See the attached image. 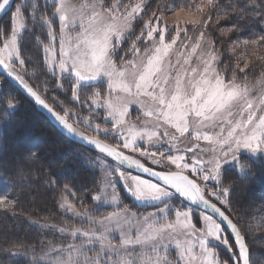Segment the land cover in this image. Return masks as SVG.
<instances>
[{"label": "snow or ice", "instance_id": "obj_1", "mask_svg": "<svg viewBox=\"0 0 264 264\" xmlns=\"http://www.w3.org/2000/svg\"><path fill=\"white\" fill-rule=\"evenodd\" d=\"M192 2L189 0V7ZM201 3L203 6L195 4V8L203 19H193L190 23L207 29L213 17L205 9H216L218 0H201ZM11 4L12 0H0V13L6 12ZM13 7L10 32H0L3 75L17 82L67 133L85 140L112 159L113 163L105 170L103 188L93 200L98 205L117 208L97 216L87 209H78L62 196L60 207L86 222V226L40 225L56 228L71 242L50 241L38 252L35 248L29 252L26 246L17 244L13 249H24L21 254L30 257L31 264H256L250 258L241 229L228 214L231 188L222 183V168L230 164L239 169L243 178L252 179L251 163H242L239 153L246 150L253 155H264V71L254 82L249 81L245 69H249L251 61L247 55L239 57L230 71L226 66L219 69L215 41H206L205 31L199 32L190 51L178 49L174 53L181 32L187 34V29L177 26L175 35L166 40L168 28L163 23L162 11L152 12L147 21H142L139 35H134V23L145 11L144 0L127 3L114 0L108 4L104 0H82L79 4L55 0L52 7L59 19L58 33L46 15L47 6L41 5L40 0H22ZM168 10L179 16L185 8L176 4ZM26 12L33 24L47 26L49 42H42V47L47 71L55 78L53 84L61 88L65 83L70 85L73 101H81L82 87L95 88L87 100L81 101V106L88 105L89 116L81 118L63 105L61 114L41 94L47 87H34L25 79L29 73L22 57L21 41L28 32ZM220 18L217 13V22ZM133 36L130 44L133 59H126L127 53L118 55L119 44ZM141 39L149 42L142 54L136 43ZM205 41L206 50L200 52L196 65L192 66V57ZM237 47L245 52L251 48L255 54L258 49H264V34L253 39H237L232 51ZM182 48L188 45L182 44ZM258 59L264 61V56ZM237 73L243 76L238 78ZM14 99L3 94L0 83L5 130L14 123L18 110ZM133 105L140 111L139 124L130 117ZM97 109L103 115H97L95 119L100 122L94 123L91 113ZM70 117L114 143L85 135L69 122ZM186 136L206 142L207 147L195 143L182 149L181 138ZM125 150L150 159L161 170L145 166ZM187 153H192L191 157H186ZM125 165L154 179L121 170ZM117 178L136 201L151 204L155 211L138 216L127 206L119 207ZM64 189L70 191L69 185L65 184ZM174 199L178 200L177 205L173 204ZM185 201L211 209L221 220L206 211H198L196 220L202 227H197L193 222L194 209ZM15 204L8 195H0V207L14 208ZM170 214L174 218L170 219ZM224 222L234 233V244L229 242L222 226ZM114 234H118V240ZM220 245L231 253L227 259L220 258ZM12 254L15 256L17 252Z\"/></svg>", "mask_w": 264, "mask_h": 264}, {"label": "trees", "instance_id": "obj_2", "mask_svg": "<svg viewBox=\"0 0 264 264\" xmlns=\"http://www.w3.org/2000/svg\"><path fill=\"white\" fill-rule=\"evenodd\" d=\"M18 1L15 0L13 5ZM176 4L189 11H196L195 4L203 6L201 0H193L191 7L189 0H146L145 7L147 13H151L152 10L165 13ZM160 5L166 7L160 8ZM262 9L264 0H256L255 3L252 0H218L216 9H205V12L213 17L208 22L206 30L215 41L220 60L219 68L224 69L226 66L230 71L239 57L247 55L251 61L249 65L251 70L245 69V72L248 73V80L252 82L264 71V61L258 59L264 56V49H258L253 54L251 48L245 52L239 47L232 51V47L237 39H253L264 34ZM13 10L12 6L1 19L0 26ZM217 13L221 17L218 22ZM134 26L137 27L136 24ZM243 66L244 60L241 59L240 67ZM237 75L240 78L243 73ZM0 77L3 94L8 99L15 98L13 102L18 104L14 123L5 130L2 126L6 119L2 111L4 101L0 100V195L6 194L10 200L16 201L14 208L0 207V264H31L30 257L21 254L24 249H13V245H24L29 252L33 248L39 251L45 237L37 225L44 222L43 220L60 217L58 207L62 196L71 192L82 197V191L90 189L93 186L92 182L95 181L94 172L69 150L81 149L113 161L63 136L22 92L4 76ZM241 162L251 163L254 178L246 179L237 170H227L231 200L235 205L233 209L228 210V214L233 222L237 223L242 234H245L252 257L255 255L254 244L247 230L252 228L251 223L255 218L259 220L260 213L264 214V157L242 158ZM65 184L69 185L70 191H65ZM237 192L242 194L238 196L235 194ZM259 229L264 232L263 227L259 226ZM263 247L264 244L261 250ZM12 252H17V255L14 256Z\"/></svg>", "mask_w": 264, "mask_h": 264}, {"label": "rangeland", "instance_id": "obj_3", "mask_svg": "<svg viewBox=\"0 0 264 264\" xmlns=\"http://www.w3.org/2000/svg\"><path fill=\"white\" fill-rule=\"evenodd\" d=\"M22 0H19L17 4L21 3ZM55 0H40L41 5H46L47 6V11L46 15H48L52 19V27L54 30L59 32V19L57 16L54 15V8L52 5L54 4ZM82 2V0H72V3L79 4ZM105 4L114 2V0H104ZM122 2L127 3L129 0H122ZM132 2H135V0H132ZM146 0H144V3ZM173 7V6H171ZM168 8V7H167ZM14 10L9 14L7 19H5L0 26V32L4 33H9L10 32V27H11V16L13 14ZM155 12V11H151ZM147 13V9L145 7V11L141 13L140 17L137 18L135 21L134 25L136 24L137 27H133V33L134 35H139L140 30L143 28V23L142 21H147L150 18V14ZM158 13V11H157ZM160 13V12H159ZM158 13V14H159ZM191 13V15H189ZM25 15L28 17V12L25 13ZM193 19H203V16L201 13H198L197 11H189V10H184V12H181L179 16L175 15L172 11L168 10L167 12L163 13V23L164 25L168 28V32L166 33V40L169 39L170 36L175 35V28L178 26L180 28H186L187 29V34H185L183 31L181 32L180 38L177 40V45L174 46L173 52L175 53L176 50H183L185 52L190 51V48L192 44L196 42L199 36L200 31H205L206 33V41L208 39H211V37L208 35L206 29H202L197 26H193L190 21ZM142 23V24H141ZM39 24H33L31 19L29 18L28 20V32L25 34V39L21 41V52H22V57L25 58L26 63H25V68L28 71V75L25 76V79L29 81V83L33 84L34 87L38 88H44L47 87L46 92H42L41 94L45 97L47 102L53 106V108L61 112L63 105L64 107L71 108L73 113H77L80 115V117H87L89 116V111H88V105L84 104L81 106V101L87 100L89 96H91L92 92L95 90L94 87H82L80 95H81V101H73L71 98L70 94V85L67 83L64 84V87L61 88L58 85L53 84V80L55 79L50 72L47 71V64L45 62V54L43 52V47H42V42L43 43H48V37H47V26H40L38 27ZM38 27V28H37ZM37 37H39L37 39ZM134 39L133 37H130L128 39H125L123 42L119 44L120 52L118 55L124 56L125 53H127L126 59H133L132 56V51L130 48V44L132 40ZM212 40V39H211ZM206 41L201 43V48L197 50V54L192 57V66H195L197 63V57L200 54L201 51L206 50ZM137 46L141 48V54L143 53V48L145 45H147L149 42L141 39L140 41H137ZM182 44H187L188 48L183 49ZM57 49H58V43H57ZM216 50V48H215ZM217 51V50H216ZM138 58V57H137ZM175 54L172 55L173 61L175 60ZM219 68V66H217ZM220 69V68H219ZM1 78V77H0ZM2 79V78H1ZM0 79V80H1ZM2 82V81H1ZM101 91L103 92V88H101ZM97 115L101 116L103 115L102 110H95L94 112L91 113V116L94 119V123H99V119H95ZM140 116V111L138 108L133 105L130 109V117L131 120L137 124H139L141 121L137 120V117ZM34 122V121H33ZM70 123H74V126L77 127L81 132H83L86 135L89 136H98L99 139L104 140L106 143H114L113 140L107 139L103 135H98L92 129H90L87 125L84 123H77L75 118L70 117L69 119ZM108 127H111V125H107ZM182 143L180 144V147L183 149L185 147H189L194 145L195 143H199L202 148H206L207 144L204 141H194L191 136H186L184 138H181ZM167 146H165L166 149ZM72 155L78 156L77 158L82 161V163L94 174L96 175L95 181L92 182L93 186L89 189L86 188V191H82V197L81 196H76L73 195L71 192L68 195H64V197L67 198V200L73 204L76 205L78 209L84 210L87 209L88 212L93 213L94 215H102V214H107L108 212L115 211L117 210L115 205H109V206H104V205H98L97 202L93 200L94 195L97 194L98 190L103 188V178L106 175V169L110 164L113 162L109 161L105 157L101 155H92L88 152H85L81 149H71ZM126 154H131L135 158L140 159L142 163H144L148 167H152L155 170H161L160 165L153 164L150 159L144 158L139 156L138 153H130L128 150H125ZM74 153V154H73ZM197 154L200 155L199 151L197 150ZM192 153H187L186 157H191ZM240 160L242 158H249V159H258V157H264V155H253L249 153L246 150H242L239 153ZM247 156V157H246ZM174 169V166H172ZM121 170L126 171V169L122 168ZM227 170H237L239 172L238 168L232 167L230 164H225L222 168V183L224 186H231L228 184L227 180ZM129 171V170H128ZM127 171V172H128ZM237 172V173H238ZM131 173V172H130ZM240 173V172H239ZM132 175H136L134 173H131ZM138 175V174H137ZM97 181V182H96ZM258 183V182H256ZM261 184V183H259ZM257 184V185H259ZM246 185V184H245ZM116 187L121 199V204L119 207L123 208L124 206H127V208L131 211L136 213L138 216H143L147 215L149 212H154L155 208L151 204H146L140 201H136L125 189L122 181H120L118 178L116 180ZM84 193V194H83ZM90 195L89 197L87 195ZM235 194H242L241 192H237ZM238 195V196H239ZM231 199V196H230ZM213 202H216L215 199L213 198ZM59 202V214L60 217L55 218V219H49V220H43L44 222L39 223L38 229L42 230L44 232V237H45V242L42 243L41 245L44 246L48 242H53V243H59V242H71L68 238H66L63 234L58 232L56 228L54 227H41L40 225H55L57 227H65V226H86V222H82L80 218L74 217L71 212H66L65 209L60 207ZM173 204L177 205L178 200L174 199ZM190 206V205H189ZM218 206H220L218 204ZM235 205H233V201L231 200V207L228 210H231L234 208ZM192 207V206H190ZM194 213H193V222L197 223V227H202V223L198 222L196 220V215L198 214L199 210L197 208H194ZM261 210H263L261 208ZM259 213V211H257ZM170 219L174 218L172 214L169 216ZM259 220L255 218L251 226L252 228L248 229L247 232L251 236L252 243L254 244V253L255 255L252 257L250 256L251 260L255 261L256 264H264V247L261 250V246L264 244V232L262 233L259 229V226L264 228V214L260 213L259 215ZM258 222V223H257ZM255 223L258 225L254 228ZM37 224V223H36ZM264 231V230H263ZM226 234L229 236V242L234 244V239L231 236V234L225 229ZM242 232V231H241ZM116 235V238L118 240V234ZM245 236V234H243ZM41 246V247H42ZM171 251V249H170ZM38 252V251H37ZM218 253L220 258L222 259H227L231 253L223 246L220 245L218 248Z\"/></svg>", "mask_w": 264, "mask_h": 264}, {"label": "water", "instance_id": "obj_4", "mask_svg": "<svg viewBox=\"0 0 264 264\" xmlns=\"http://www.w3.org/2000/svg\"><path fill=\"white\" fill-rule=\"evenodd\" d=\"M14 2H15V0H12V4L9 6V8L6 10V12H4V13H0V21H1V19L10 11V9L12 8V6H13V4H14ZM0 75H2V76H4L5 77V75H3V69L2 68H0ZM6 78V77H5ZM7 79V78H6ZM13 86H15L20 92H22L33 104H34V106L36 107V109L39 111V112H41L49 121H50V123L63 135V136H65L66 138H68L69 140H71V141H73V142H75V143H78V144H81V145H83V146H85L86 148H89V149H92V150H94V151H96V152H99V150L98 149H96L93 145H91V144H88L85 140H83V139H81V138H79L78 136H73V135H71V134H69V133H67V131L54 119V117L46 110V109H44L42 106H40V105H38V104H36L35 102H34V100L26 93V91L21 87V86H19L18 84H17V82H15L14 80H9V79H7ZM86 135V134H85ZM89 136V135H88ZM102 154V153H101ZM104 156H105V154H103ZM107 158H109V157H107ZM109 159H111V158H109ZM112 160V159H111ZM146 166V165H145ZM124 169H126V170H129V171H131V172H133V173H135V174H138V175H142L143 177H145V178H148V179H154V178H151V177H149L147 174H143V173H140V171L138 170V169H135V168H128L126 165L123 167ZM155 170V169H154ZM182 199V198H181ZM185 203L186 204H188V205H190V206H192V207H194V208H197V209H199V210H202V211H206L208 214H210V215H213L214 216V218H216L218 221H220L221 220V218L218 216V214H216V213H213L212 212V210L211 209H203V207L202 206H200V205H191L190 204V202H186L185 201ZM222 226L231 234V236L233 237V239H234V233L232 232V230H231V228L230 227H228V225H227V223L226 222H224L223 224H222ZM245 237V236H244ZM245 240H246V238H245ZM247 242V241H246ZM249 247V246H248ZM250 251V250H249Z\"/></svg>", "mask_w": 264, "mask_h": 264}, {"label": "bare ground", "instance_id": "obj_5", "mask_svg": "<svg viewBox=\"0 0 264 264\" xmlns=\"http://www.w3.org/2000/svg\"><path fill=\"white\" fill-rule=\"evenodd\" d=\"M126 171H128V170H126ZM128 172H131V171H128ZM131 173H133V172H131ZM135 174V173H134ZM137 175V174H136ZM145 178V177H144ZM146 179H148V178H146Z\"/></svg>", "mask_w": 264, "mask_h": 264}]
</instances>
